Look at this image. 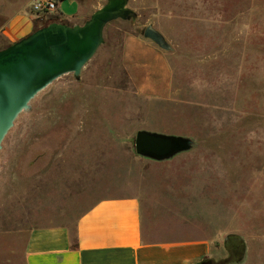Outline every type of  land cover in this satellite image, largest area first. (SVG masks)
I'll list each match as a JSON object with an SVG mask.
<instances>
[{
  "label": "rangeland",
  "instance_id": "obj_1",
  "mask_svg": "<svg viewBox=\"0 0 264 264\" xmlns=\"http://www.w3.org/2000/svg\"><path fill=\"white\" fill-rule=\"evenodd\" d=\"M106 2L81 0L77 22ZM18 5L0 0V13ZM129 6L137 17L110 22L80 77L65 74L38 93L4 138L0 264H23L31 229L71 224L99 199L144 192L176 204L182 225L196 222L223 241L218 262L235 264L239 238L264 252V0H129ZM52 14L58 13L38 14L35 27ZM7 22L0 18V49L11 44L3 34ZM149 25L171 45L169 59L189 70L191 97L134 92L123 39L143 36ZM141 129L181 135L192 146L176 158L152 160L136 153Z\"/></svg>",
  "mask_w": 264,
  "mask_h": 264
},
{
  "label": "crops",
  "instance_id": "obj_2",
  "mask_svg": "<svg viewBox=\"0 0 264 264\" xmlns=\"http://www.w3.org/2000/svg\"><path fill=\"white\" fill-rule=\"evenodd\" d=\"M32 1L11 0L20 5L7 16L3 10L0 13V18H8L3 34L11 43L36 30L38 14L32 10ZM56 1L60 17L68 23L74 21L70 24H81L77 22L83 17L81 0ZM166 51L169 50L135 32L124 35L123 68L136 95L158 100L191 97L194 90L189 70L184 69L182 62H172ZM157 133L181 136L166 131ZM188 140L191 147L192 141ZM176 157L177 154L171 158ZM145 196L148 203L143 202ZM153 197L149 192L105 197L71 224L31 229L23 264H234L218 262L223 241L206 233L196 222L182 225L181 215L175 213L176 204ZM238 242L241 256L235 264H264V252L251 251L240 238Z\"/></svg>",
  "mask_w": 264,
  "mask_h": 264
},
{
  "label": "water",
  "instance_id": "obj_3",
  "mask_svg": "<svg viewBox=\"0 0 264 264\" xmlns=\"http://www.w3.org/2000/svg\"><path fill=\"white\" fill-rule=\"evenodd\" d=\"M136 17L129 0H107L84 23L51 22L0 49V150L16 119L30 108L38 93L65 74L80 77L104 43L110 22ZM144 37L171 50L165 37L151 25L145 28ZM189 148V140L182 136L139 130L135 138L136 153L154 160L171 158Z\"/></svg>",
  "mask_w": 264,
  "mask_h": 264
},
{
  "label": "built area",
  "instance_id": "obj_4",
  "mask_svg": "<svg viewBox=\"0 0 264 264\" xmlns=\"http://www.w3.org/2000/svg\"><path fill=\"white\" fill-rule=\"evenodd\" d=\"M57 4L56 0H35L32 4V10L36 14L53 13L58 11Z\"/></svg>",
  "mask_w": 264,
  "mask_h": 264
},
{
  "label": "trees",
  "instance_id": "obj_5",
  "mask_svg": "<svg viewBox=\"0 0 264 264\" xmlns=\"http://www.w3.org/2000/svg\"><path fill=\"white\" fill-rule=\"evenodd\" d=\"M60 18L61 17L58 14H52V15L49 16V22L46 25L50 24L51 22H59V21H61ZM62 23L70 24L66 20H62ZM46 25H41L40 27H37L36 30L41 28V27H43V26H46ZM71 25H73V24H71ZM143 36H144V34H143ZM11 44L9 43L7 46H9ZM7 46H5V47H7ZM5 47H3V48H5Z\"/></svg>",
  "mask_w": 264,
  "mask_h": 264
}]
</instances>
